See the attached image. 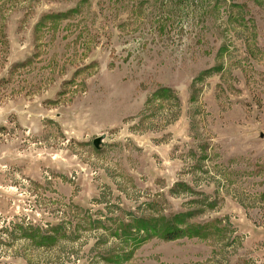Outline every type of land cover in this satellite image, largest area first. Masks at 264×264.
Segmentation results:
<instances>
[{
  "label": "rangeland",
  "instance_id": "obj_1",
  "mask_svg": "<svg viewBox=\"0 0 264 264\" xmlns=\"http://www.w3.org/2000/svg\"><path fill=\"white\" fill-rule=\"evenodd\" d=\"M99 211L186 214L117 264H264V0H0V264H111Z\"/></svg>",
  "mask_w": 264,
  "mask_h": 264
},
{
  "label": "trees",
  "instance_id": "obj_2",
  "mask_svg": "<svg viewBox=\"0 0 264 264\" xmlns=\"http://www.w3.org/2000/svg\"><path fill=\"white\" fill-rule=\"evenodd\" d=\"M119 210L120 212H124L120 208ZM110 212L113 213L115 211ZM98 214L99 217H103L105 221L102 219L96 220L97 222H94V224H96L97 227L94 229L111 230L113 233L110 234V237L119 238L121 240L118 247H115L109 246L105 241L103 242L102 240L105 239L103 235L99 237V242L96 245L98 256L106 263L117 264L129 261L133 256V252L141 247L150 237L160 236L164 240L174 241L184 236H192L190 228L183 227L186 214H178L175 218L161 219L135 217L133 214H131V218H126L117 214L109 217V215H106L102 211H99ZM106 220L112 221L115 228L112 227L109 229V227L104 224ZM68 224L74 225L73 222L64 220L56 224L48 223L47 227L16 223L13 225V229L9 234L10 236L17 234V238L28 240L38 248L53 249L58 246L59 242L63 239L68 241L76 239L77 230L72 229V227L70 229V226L67 227ZM199 232L200 231H198V234ZM106 237H108V235Z\"/></svg>",
  "mask_w": 264,
  "mask_h": 264
},
{
  "label": "water",
  "instance_id": "obj_3",
  "mask_svg": "<svg viewBox=\"0 0 264 264\" xmlns=\"http://www.w3.org/2000/svg\"><path fill=\"white\" fill-rule=\"evenodd\" d=\"M104 139V136L103 137H100V138H98V139H95V141H94V145H95V147L97 148V149H99L100 148V144L102 143V140Z\"/></svg>",
  "mask_w": 264,
  "mask_h": 264
}]
</instances>
